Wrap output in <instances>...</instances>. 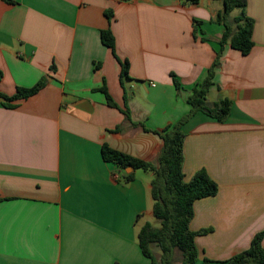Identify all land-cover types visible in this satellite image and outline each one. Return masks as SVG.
Here are the masks:
<instances>
[{
    "label": "crops",
    "instance_id": "0c3cea01",
    "mask_svg": "<svg viewBox=\"0 0 264 264\" xmlns=\"http://www.w3.org/2000/svg\"><path fill=\"white\" fill-rule=\"evenodd\" d=\"M236 10L225 16L224 0H0V93L45 79L12 108L0 98V264H152L138 233L154 218V173L121 170L102 146L158 164L156 132L190 114L213 65L207 99H229L230 115L197 112L182 128L185 181L205 170L218 187L194 203L190 229L208 232L193 264L249 248L264 230V0H247V55L220 45Z\"/></svg>",
    "mask_w": 264,
    "mask_h": 264
},
{
    "label": "trees",
    "instance_id": "16d2710c",
    "mask_svg": "<svg viewBox=\"0 0 264 264\" xmlns=\"http://www.w3.org/2000/svg\"><path fill=\"white\" fill-rule=\"evenodd\" d=\"M189 1L198 2V0ZM224 4L225 16H228L235 9L239 10L240 14L235 18V29H232L227 23L224 24L225 30L220 45L230 44L233 49L247 55L254 46L252 40L254 21L245 13L247 0H224ZM223 16H219V22H222ZM101 41L115 54V38L110 30L101 31ZM214 67L215 65L209 70L207 78L195 86L188 97L187 103L192 107L190 114L175 125L156 132L164 144V152L158 164L131 157L106 144L102 146L103 159L108 163L116 164L121 170L126 171L133 168V170L154 173L152 181L153 214L158 220L159 226L146 223L138 233V242L142 254L149 258L152 264H173L175 251L182 255V264L195 263L199 257L195 238L208 232L207 230L194 232L189 225L194 215V203L197 200L215 196L218 187L205 170L198 171L191 181H185L183 173V141L185 135L182 128L185 122L197 112H202L220 122L225 121L230 115L232 103L229 99H222L214 103H210L207 99L212 85ZM127 74L128 63L121 62V77L127 76ZM2 77L3 73L0 71V80ZM174 83L180 89L176 80ZM44 86L45 79H41L32 88H18L12 96L0 93V98L5 100V107L12 108L13 102L37 94ZM107 98L110 106H117L109 96ZM124 177L127 182H130L134 179V173L125 172ZM263 238L264 230L253 237L248 249L230 259L215 262L205 258L202 264H264Z\"/></svg>",
    "mask_w": 264,
    "mask_h": 264
},
{
    "label": "rangeland",
    "instance_id": "374dc122",
    "mask_svg": "<svg viewBox=\"0 0 264 264\" xmlns=\"http://www.w3.org/2000/svg\"><path fill=\"white\" fill-rule=\"evenodd\" d=\"M236 13H239V12L236 10L235 13H233V15H236ZM152 224L155 226H159V222L155 217L152 220Z\"/></svg>",
    "mask_w": 264,
    "mask_h": 264
},
{
    "label": "water",
    "instance_id": "95a60500",
    "mask_svg": "<svg viewBox=\"0 0 264 264\" xmlns=\"http://www.w3.org/2000/svg\"><path fill=\"white\" fill-rule=\"evenodd\" d=\"M130 169H133V168H130Z\"/></svg>",
    "mask_w": 264,
    "mask_h": 264
}]
</instances>
